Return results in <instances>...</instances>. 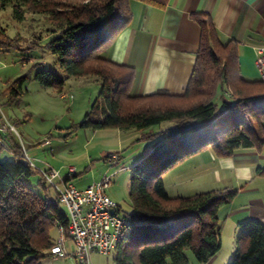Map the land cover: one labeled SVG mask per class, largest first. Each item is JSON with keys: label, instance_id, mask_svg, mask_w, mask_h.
<instances>
[{"label": "trees", "instance_id": "1", "mask_svg": "<svg viewBox=\"0 0 264 264\" xmlns=\"http://www.w3.org/2000/svg\"><path fill=\"white\" fill-rule=\"evenodd\" d=\"M130 1L0 0V8L12 6L19 21L26 12L44 16L51 26L46 49L58 68L68 78L92 77L99 82L98 97L79 128L144 131L171 124L159 132L152 150L131 170L128 196L133 211L125 217L130 228L117 244L114 263L189 264L185 251L190 250L198 264H207L221 248L217 214L231 203L236 191L170 197L161 174L205 149L224 158L240 149L263 146L264 82L241 77L237 45L220 42L211 20L195 15L199 50L184 93L131 95L133 68L115 64L100 52L128 24ZM138 1L158 9L167 4V0ZM0 44L13 46L7 38ZM33 68L39 86L62 93L64 78L53 70ZM25 80L22 77L11 84L10 100L21 96ZM11 149L14 160L0 162V264H40L52 256L50 249L57 241L51 237L52 229L62 227L68 238L67 214L60 209L56 191L52 190V196L44 194L47 186L41 177L42 194L28 185L33 168L23 161L19 146ZM236 229L229 264H264V223L247 220ZM137 241L142 244L133 249Z\"/></svg>", "mask_w": 264, "mask_h": 264}, {"label": "rangeland", "instance_id": "2", "mask_svg": "<svg viewBox=\"0 0 264 264\" xmlns=\"http://www.w3.org/2000/svg\"><path fill=\"white\" fill-rule=\"evenodd\" d=\"M51 26L40 14L25 13L21 21L14 17L12 6L0 8V41L10 39L12 47H0V162L14 160L12 147L17 145L38 170L52 169L59 178L67 175V168L73 167L71 183L78 189L99 182L103 177L111 179L107 196L120 207L121 215L132 213L128 192L132 168L143 159L160 139L159 132L170 123L151 127L144 131L101 129L91 131L78 125L89 110L91 103L98 97L100 84L92 77L68 78L55 63L54 57L46 49L50 38L47 32ZM1 45V44H0ZM252 65V62L250 63ZM36 65L43 70H53L65 79L62 93L54 89L42 88L34 80ZM26 77L23 92L16 100H10L8 89L19 78ZM248 79H259L257 70L249 73ZM219 94L217 100H219ZM9 126L15 131L11 132ZM45 141H48L45 144ZM189 157L178 162L161 174L167 195L190 196L205 188L184 165ZM28 185L38 194L39 173L33 168ZM211 182V176L208 175ZM58 180V179H57ZM55 180V183L58 181ZM203 184V183H201ZM46 195L52 190H44ZM60 209L66 213L64 205ZM54 241L58 230L50 231ZM66 248H74L66 238ZM142 242L132 243V248L140 247ZM230 249L229 238H224L218 254L210 264H221ZM116 251L109 255L93 253L91 264H115ZM189 264H198L190 250L185 251ZM40 264H78L72 257L54 258L47 255Z\"/></svg>", "mask_w": 264, "mask_h": 264}, {"label": "crops", "instance_id": "3", "mask_svg": "<svg viewBox=\"0 0 264 264\" xmlns=\"http://www.w3.org/2000/svg\"><path fill=\"white\" fill-rule=\"evenodd\" d=\"M128 8V24L100 52L115 64L133 68L131 95L184 93L199 50L200 28L193 20L195 15L211 20L220 42L233 41L237 45L241 77L250 80L249 73L256 71L254 48L264 46V0H167L163 9L131 0ZM185 165L200 187H205L194 194L236 191L231 203L217 214L221 247L224 238L230 240V249L221 264H229L237 224L247 220L264 223V145L240 149L224 158L205 149L190 156Z\"/></svg>", "mask_w": 264, "mask_h": 264}, {"label": "built area", "instance_id": "4", "mask_svg": "<svg viewBox=\"0 0 264 264\" xmlns=\"http://www.w3.org/2000/svg\"><path fill=\"white\" fill-rule=\"evenodd\" d=\"M254 57L259 78L264 82V46L254 48ZM5 130V127L0 128V133ZM9 130L15 131L13 126H9ZM23 161L39 173L47 190L56 191L66 209L68 238L74 248L67 251L63 229L59 227L58 239L50 249L52 257H72L78 264H91V254L106 256L116 249L118 242L128 234L130 222L121 215L118 205L106 194L110 178L103 177L99 182L78 189L69 181L75 170L73 167H68L67 175L60 179L52 169H36L26 156ZM55 180L58 182L55 183Z\"/></svg>", "mask_w": 264, "mask_h": 264}]
</instances>
